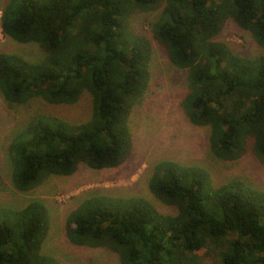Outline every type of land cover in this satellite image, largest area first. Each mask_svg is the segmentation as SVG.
Returning <instances> with one entry per match:
<instances>
[{"label":"trees","instance_id":"16d2710c","mask_svg":"<svg viewBox=\"0 0 264 264\" xmlns=\"http://www.w3.org/2000/svg\"><path fill=\"white\" fill-rule=\"evenodd\" d=\"M165 3L152 36L171 65L187 70L181 106L187 121L208 127V148L221 161L250 151L264 164V0H9L2 34L35 43L43 59L31 63L0 53V94L9 105L39 98L75 104L87 92L89 120L69 124L40 117L8 145L11 184L27 192L49 176H71L80 165L115 168L131 150L128 117L149 82L151 47L134 35L129 16ZM231 18L263 49L255 61L213 41ZM208 172L162 161L148 183L151 194L174 207L163 215L140 198L96 196L67 217V240L104 248L119 264H200L208 244L225 246L221 264H264V193L231 181L203 196ZM47 212L38 201L20 210L0 208V264H59L41 253ZM188 255H192L189 257Z\"/></svg>","mask_w":264,"mask_h":264},{"label":"rangeland","instance_id":"374dc122","mask_svg":"<svg viewBox=\"0 0 264 264\" xmlns=\"http://www.w3.org/2000/svg\"><path fill=\"white\" fill-rule=\"evenodd\" d=\"M8 1L0 0V21ZM164 5L161 3L152 11L134 10L128 19L131 33L150 43L151 54L149 82L128 117L131 150L119 166L93 170L80 165L71 176H49L30 191L15 190L8 151L13 136L40 117H53L69 124L86 122L91 117L92 100L85 92L71 105L49 104L39 98L23 105H9L0 94V208L20 210L30 202H40L46 209L48 223L41 253L55 258L59 264H119L118 256L107 249L75 246L65 236L68 215L88 198H140L160 214L175 216L176 209L161 203L148 188L155 166L162 161L206 170L209 184L203 196L231 181L240 182L242 189L248 187L264 193V164L250 151L235 161L216 159L208 148L209 128L187 121L181 106L188 92L187 70L171 65L166 50L152 36V26ZM213 41L246 60H258L263 54L251 33L239 28L231 18L224 20ZM0 53L18 55L31 63L44 57L37 44L14 42L2 34L1 27ZM224 250L225 246L208 244L196 257L200 264H221L219 255Z\"/></svg>","mask_w":264,"mask_h":264}]
</instances>
